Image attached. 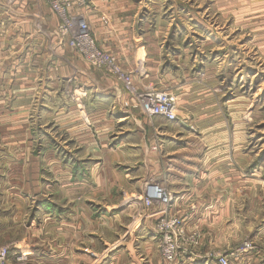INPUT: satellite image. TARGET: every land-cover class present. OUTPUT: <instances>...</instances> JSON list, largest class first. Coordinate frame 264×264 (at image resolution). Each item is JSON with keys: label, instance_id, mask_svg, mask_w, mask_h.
Here are the masks:
<instances>
[{"label": "rangeland", "instance_id": "rangeland-1", "mask_svg": "<svg viewBox=\"0 0 264 264\" xmlns=\"http://www.w3.org/2000/svg\"><path fill=\"white\" fill-rule=\"evenodd\" d=\"M12 2L0 0V9L5 4L11 8ZM40 5L34 2L38 11ZM225 6L224 0H146L134 17L137 25H146V32H138L144 42L136 44L141 47L134 49L133 69L123 66L117 52L99 47L90 32L97 49L114 56L132 76L133 91L121 83L124 96H114L107 107L108 115L117 111L130 115L132 125L124 128L131 132L130 139L125 138L127 142L115 139L122 132L115 119L106 124L95 121L99 119L91 116L93 95L71 82L73 79L61 81L62 91L55 95H40L45 85L37 75L39 63L32 56L29 62H22L25 50L18 54V48L5 43L0 46V205L14 202L15 215L24 225L28 217L41 214L43 204L52 214L50 206L61 201L63 211L70 215L98 217L110 202L130 200L132 204L122 214L124 225H111L125 238L152 209L158 210L156 205L147 207L143 203L148 184L158 183L173 193L163 140L179 131V136L195 139L183 152H210L220 147L226 152L214 167L223 172L221 187L213 176L202 184L204 198L221 195L228 202L227 206L210 209V216L202 222L205 230L216 234L206 253L235 251L230 264H247L261 255L259 263L264 264V236L252 239L250 235L264 221V31H249L246 17L235 20L225 14ZM58 20L51 35L60 41L62 49L92 71L120 81L105 67L94 66L84 54L70 48L68 34L62 32ZM263 20L261 16V25ZM145 41L150 44L148 52L157 73L146 84L135 79L139 77L136 73L144 74L147 67ZM47 47L53 52L52 44ZM18 57L23 58L15 59ZM12 63L14 67L28 63L30 75L21 71L16 75ZM15 82L27 86H14L18 89L7 92L6 87ZM20 88H29L30 93ZM147 89L166 91L175 97V120L161 115L148 117L143 112L140 100ZM233 138L237 139L235 157L230 155L235 146ZM204 158L205 166L212 162ZM140 177L142 191L134 187ZM181 212L172 209L170 214L184 217ZM185 232L196 237L189 245H199L197 232ZM250 240L253 251H242V244ZM3 246L10 249L7 242L0 243ZM35 261L29 259V264H37Z\"/></svg>", "mask_w": 264, "mask_h": 264}, {"label": "crops", "instance_id": "crops-1", "mask_svg": "<svg viewBox=\"0 0 264 264\" xmlns=\"http://www.w3.org/2000/svg\"><path fill=\"white\" fill-rule=\"evenodd\" d=\"M224 1L226 6L222 8L225 14L235 20H238L239 16H245L246 24L250 26L249 31L254 32L259 28L264 31V20L263 25H261L262 21H259L261 16L264 17V0ZM34 2V0H13L11 8H8L10 5L7 7L5 4L0 9L2 16L0 20L4 21L0 23V46L5 43L13 49L18 48L20 51L18 54L25 50L22 62H29L32 56V59L39 63L37 75L45 85L44 89H40V95L52 96V93L55 95L58 91H62L61 81L73 79L71 82L82 86L87 93L93 95L90 101L91 116L99 119L95 121L106 124L115 119V124L122 129L115 139H130L131 132L127 133L128 131L124 129L132 125L129 120L130 115H124L121 111L111 112V115L107 113L109 102L114 96H124L121 82L107 74L92 71L80 59L62 49L60 41L58 42L55 35H51V31L53 32L59 22L58 17L44 4L38 6V11L34 7ZM144 3L146 0H137V2L136 0H87V8L78 11L79 16L87 21L99 47L117 52L122 58L123 66L128 69H133L136 64L134 49L141 47L136 44L143 41V37L139 36L138 32H146V25H137L134 18L139 14ZM148 6L146 5L149 10ZM255 17L257 21L254 20ZM37 21L40 22L39 25H36ZM155 24L158 26L157 23ZM47 30L50 34H47ZM48 44H52L53 52L47 47ZM143 46L146 47L147 67L144 74L136 73L139 77L135 76V79L138 78L139 82L146 84L147 80L154 79L157 73L153 71L152 58L148 52L151 48L149 42L145 41ZM52 53L54 55H51ZM13 65L12 63L11 67L16 75L20 71L22 75L30 72L28 63L18 64L16 67ZM7 82L10 84L12 77ZM14 86L23 87L27 84L23 82L17 85L15 82L8 85L6 91L17 88ZM20 90L27 91L25 94L30 93L29 88H20ZM62 110L63 107L58 112L61 113ZM74 119V117L70 118L69 122ZM175 133L176 136L167 135L163 140L166 172L171 177L168 183L174 196L171 210L182 211L186 220L185 230L188 234L197 232L200 243L185 246V251L181 252L174 264H217L204 257L211 247L210 240H216V234L205 230L202 222L210 216V209L227 206L228 202L221 195L212 199L204 198L202 184L205 183V178L213 176L221 187L220 177L223 172L214 167L226 156V152L222 151V147L210 152H183L181 150H189L185 146L195 143V139L179 136V131ZM128 139H125L126 142ZM233 142L235 146L233 145V151H230L231 157L237 155V139ZM205 156L209 157V160L212 159V162L206 166L203 162L207 160ZM228 170L232 171L231 168ZM233 172L236 174V170ZM250 175L253 173L251 172ZM142 178L137 179L134 185L140 191H142L140 183ZM250 187L251 184L248 185V188ZM9 203L0 205V243L7 242L11 253L22 251L30 261L36 260L37 264H162L154 237V221L157 219V215L154 214L155 209L154 211L152 209L149 216L142 219L140 225L134 226L124 238L119 236L117 231L112 230L115 228H111V225L116 223H118L117 227L124 225L126 220L125 215L122 214H125L132 204L130 200L118 204L110 202L108 209H101L102 215L98 217L86 215L87 213L82 216L70 215L68 211H63L61 201L50 206L53 208L52 214L49 207L47 209L43 204L41 214L39 213L37 217H28L24 225H20V217L15 215L14 202ZM38 203H41L40 200ZM35 224H37L36 228ZM83 228L84 230H81ZM33 229H36V235L32 233ZM250 235L252 239L259 235L264 236V221L259 223ZM260 257L261 255L259 257L257 255L253 261H247V264L259 263Z\"/></svg>", "mask_w": 264, "mask_h": 264}, {"label": "built area", "instance_id": "built-area-1", "mask_svg": "<svg viewBox=\"0 0 264 264\" xmlns=\"http://www.w3.org/2000/svg\"><path fill=\"white\" fill-rule=\"evenodd\" d=\"M44 4L61 19V29L68 34L67 45L84 54L88 61L98 68H104L111 75L118 78L128 91H133L132 76L123 70L115 57L97 49L90 34L87 21L79 16L78 11L87 8V0H34ZM140 107L148 116L161 115L167 120H175V97L166 91L147 89L140 100ZM144 205H156L154 214L157 220L154 223V237L157 241L162 264H174L185 246L193 243V236H187L184 223L185 217H173L171 205L174 200L173 193L158 183H150L144 191ZM253 251L252 241L242 244V251ZM235 256V251L230 253L209 252L204 255L206 259L217 264H230L229 260ZM0 264H29V259L24 252L13 254L6 246L0 247Z\"/></svg>", "mask_w": 264, "mask_h": 264}]
</instances>
